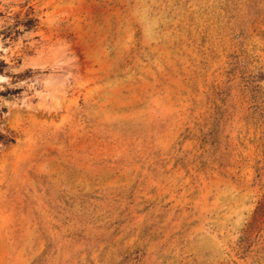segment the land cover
Listing matches in <instances>:
<instances>
[{
    "label": "rangeland",
    "instance_id": "374dc122",
    "mask_svg": "<svg viewBox=\"0 0 264 264\" xmlns=\"http://www.w3.org/2000/svg\"><path fill=\"white\" fill-rule=\"evenodd\" d=\"M0 264H264V0H0Z\"/></svg>",
    "mask_w": 264,
    "mask_h": 264
},
{
    "label": "trees",
    "instance_id": "16d2710c",
    "mask_svg": "<svg viewBox=\"0 0 264 264\" xmlns=\"http://www.w3.org/2000/svg\"><path fill=\"white\" fill-rule=\"evenodd\" d=\"M35 22H36V19L35 18L29 17V18H27V20H25L24 26L26 28H30V27H32L34 25ZM6 29L7 30H10L11 27L9 26ZM16 32H19V31H16ZM2 34H5V31H3Z\"/></svg>",
    "mask_w": 264,
    "mask_h": 264
},
{
    "label": "bare ground",
    "instance_id": "6f19581e",
    "mask_svg": "<svg viewBox=\"0 0 264 264\" xmlns=\"http://www.w3.org/2000/svg\"><path fill=\"white\" fill-rule=\"evenodd\" d=\"M49 85V84H48Z\"/></svg>",
    "mask_w": 264,
    "mask_h": 264
}]
</instances>
